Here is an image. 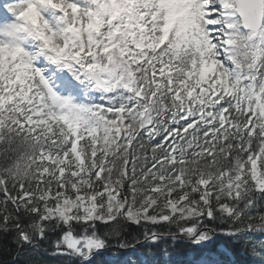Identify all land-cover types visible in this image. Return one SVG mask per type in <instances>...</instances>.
I'll list each match as a JSON object with an SVG mask.
<instances>
[{"label":"snow or ice","instance_id":"6c2138e0","mask_svg":"<svg viewBox=\"0 0 264 264\" xmlns=\"http://www.w3.org/2000/svg\"><path fill=\"white\" fill-rule=\"evenodd\" d=\"M227 237L233 248L213 249ZM264 264V0H0V242Z\"/></svg>","mask_w":264,"mask_h":264},{"label":"trees","instance_id":"16d2710c","mask_svg":"<svg viewBox=\"0 0 264 264\" xmlns=\"http://www.w3.org/2000/svg\"><path fill=\"white\" fill-rule=\"evenodd\" d=\"M164 244L160 246H150L139 249L138 252L133 253L132 257L128 260L134 261L137 259V255L141 254L143 256L151 257L153 255L160 256L161 248L164 247ZM219 246H224L225 248H233L232 243L227 239V237L218 236L210 245L213 249H218ZM169 253L164 257L165 260L169 261V264H191V260L188 259L190 256L196 258L201 249L196 248L193 245H190L186 242H178L174 247L171 245V242L167 243ZM132 251L131 250H121L115 246V240L113 239V247L102 253L96 258L95 264H111L113 260L108 259L109 256H115L119 260L128 256ZM134 256V257H133ZM236 264H251V257L246 254L241 248L237 247L235 249V255H232ZM0 264H13V254L7 250L6 245L0 242ZM19 264V262H17ZM50 264H59L56 258H52Z\"/></svg>","mask_w":264,"mask_h":264},{"label":"rangeland","instance_id":"374dc122","mask_svg":"<svg viewBox=\"0 0 264 264\" xmlns=\"http://www.w3.org/2000/svg\"><path fill=\"white\" fill-rule=\"evenodd\" d=\"M220 249H224L223 247H220ZM132 255H133V252H131L128 256H126V257H124L123 258V260H121V261H125V260H127V259H129L130 257H132ZM135 255H137V258L139 257V256H141L140 254H135ZM134 257V256H133ZM112 258V260H114L116 257L115 256H112L111 257ZM232 258V257H231ZM188 259H190L191 261H193V257L192 256H190ZM233 259V258H232Z\"/></svg>","mask_w":264,"mask_h":264}]
</instances>
